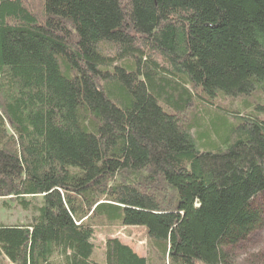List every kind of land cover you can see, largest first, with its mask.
Wrapping results in <instances>:
<instances>
[{"label": "trees", "instance_id": "16d2710c", "mask_svg": "<svg viewBox=\"0 0 264 264\" xmlns=\"http://www.w3.org/2000/svg\"><path fill=\"white\" fill-rule=\"evenodd\" d=\"M260 90L264 0H0V264H238L264 117L222 104Z\"/></svg>", "mask_w": 264, "mask_h": 264}, {"label": "rangeland", "instance_id": "374dc122", "mask_svg": "<svg viewBox=\"0 0 264 264\" xmlns=\"http://www.w3.org/2000/svg\"><path fill=\"white\" fill-rule=\"evenodd\" d=\"M222 105L225 106V110L254 111L264 117V90L254 91L250 95L238 96L233 99L228 98ZM214 111L223 113L231 120H236L235 117L228 116L219 109L214 108ZM214 115L215 113L206 118V128L210 132L214 131L215 121L213 117L216 116ZM40 203H42V199H40ZM31 217L32 213L24 211L18 204L10 202V207H8L0 200V223H25L29 222ZM110 234L111 238H119L123 243L132 247L139 255L146 256L147 237L143 227H122L112 230ZM97 239L98 241L104 242L107 239L106 232L98 233ZM233 253L235 261L238 264H264V227L258 229L246 242L235 249ZM198 264L204 263L199 261Z\"/></svg>", "mask_w": 264, "mask_h": 264}, {"label": "crops", "instance_id": "0c3cea01", "mask_svg": "<svg viewBox=\"0 0 264 264\" xmlns=\"http://www.w3.org/2000/svg\"><path fill=\"white\" fill-rule=\"evenodd\" d=\"M3 264H12L9 260L5 259Z\"/></svg>", "mask_w": 264, "mask_h": 264}]
</instances>
